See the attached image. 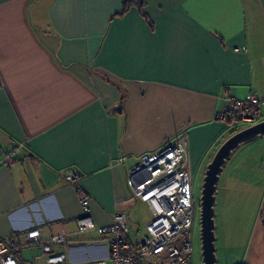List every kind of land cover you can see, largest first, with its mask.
I'll use <instances>...</instances> for the list:
<instances>
[{
  "label": "crops",
  "instance_id": "0c3cea01",
  "mask_svg": "<svg viewBox=\"0 0 264 264\" xmlns=\"http://www.w3.org/2000/svg\"><path fill=\"white\" fill-rule=\"evenodd\" d=\"M226 89L255 95L264 118V0H0V158L19 146L0 164V238L23 245L31 228L43 239L74 232L84 210L63 178L70 168L98 225L145 206L125 200L141 154L185 138L191 176L206 170L229 128L214 118ZM256 138L264 174V134ZM219 178L216 264H264V183L238 246L240 221L226 233ZM80 239L67 251L73 264L105 256L98 235ZM23 249L39 252L21 248L18 263Z\"/></svg>",
  "mask_w": 264,
  "mask_h": 264
},
{
  "label": "built area",
  "instance_id": "2783aa9c",
  "mask_svg": "<svg viewBox=\"0 0 264 264\" xmlns=\"http://www.w3.org/2000/svg\"><path fill=\"white\" fill-rule=\"evenodd\" d=\"M224 95L225 104L215 113V120L237 128L253 125L263 119L261 102L252 93L236 97L226 89ZM18 148V145L6 148L0 164L10 161ZM63 178L76 190L84 210L76 219L75 231L71 234L61 232L43 239L38 228H31L22 234L23 245L7 243L0 238V264H18L17 255L21 248L31 245L39 250L38 254L31 256V264H37V261L38 264H73L67 251L79 247L83 242L80 237L88 233H95L101 238L106 254L89 260L87 264H192L196 202L185 138L168 141L158 150L141 154L137 163L127 168L129 195L125 200L139 201L149 212L140 239L130 238L125 211L114 210L109 224H96L87 214L88 196L78 187L82 174L70 168ZM54 245L62 247L63 251L53 252Z\"/></svg>",
  "mask_w": 264,
  "mask_h": 264
},
{
  "label": "rangeland",
  "instance_id": "374dc122",
  "mask_svg": "<svg viewBox=\"0 0 264 264\" xmlns=\"http://www.w3.org/2000/svg\"><path fill=\"white\" fill-rule=\"evenodd\" d=\"M246 126L247 125H241L237 128L229 127L223 133L221 142L223 143L231 134ZM259 139L260 138H256L239 145L232 153L231 157L226 161L225 165L223 166L222 174L219 178V192L217 197L218 202L222 197V191L224 193L226 191L225 214L224 216H222L228 222V224H225L226 233L232 231V229L236 225V220L240 221V223L236 225L237 229L234 231L233 235V241L236 242L237 245L239 243L238 246L242 245L246 237L250 235L252 227L253 225H255L260 213L258 203L261 194V186L264 183V174H262L261 165L258 161L257 156L258 147H260L259 141H261ZM221 142H219L217 147L222 144ZM204 173L205 168L203 166L196 172H194L191 176V185L196 202V217L193 226V255L191 258L192 264H202L199 202ZM228 173L229 175H227ZM232 176H235V178H233ZM215 209L216 211H218V215L215 219L216 224V222L219 223L220 219L219 203L215 207ZM129 214L131 216V218L128 217V226L130 232L134 237L136 236L137 239H140L144 230L145 222L149 218L148 211L142 204H137L136 208L134 210L132 209L131 213ZM221 232L222 228L218 227L216 233L219 234V237ZM216 233L214 235H216ZM220 241L221 238L217 240V246L219 245ZM30 258V251L27 249H23L21 261H19L18 264H31ZM36 263L38 264L39 262L37 261Z\"/></svg>",
  "mask_w": 264,
  "mask_h": 264
},
{
  "label": "water",
  "instance_id": "95a60500",
  "mask_svg": "<svg viewBox=\"0 0 264 264\" xmlns=\"http://www.w3.org/2000/svg\"><path fill=\"white\" fill-rule=\"evenodd\" d=\"M264 134V118L231 134L216 150L208 163L199 202V223L202 264H215V235H214V203L216 184L222 167L229 159L232 151L239 145L251 141L258 135Z\"/></svg>",
  "mask_w": 264,
  "mask_h": 264
},
{
  "label": "trees",
  "instance_id": "16d2710c",
  "mask_svg": "<svg viewBox=\"0 0 264 264\" xmlns=\"http://www.w3.org/2000/svg\"><path fill=\"white\" fill-rule=\"evenodd\" d=\"M129 1H133V0H126V2H128V3H129Z\"/></svg>",
  "mask_w": 264,
  "mask_h": 264
}]
</instances>
